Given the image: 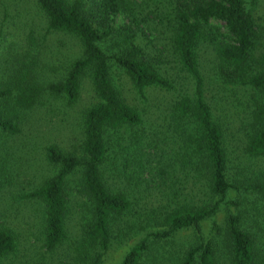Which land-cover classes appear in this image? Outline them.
I'll return each mask as SVG.
<instances>
[{"label": "trees", "instance_id": "16d2710c", "mask_svg": "<svg viewBox=\"0 0 264 264\" xmlns=\"http://www.w3.org/2000/svg\"><path fill=\"white\" fill-rule=\"evenodd\" d=\"M158 1L172 4L150 13L167 22L171 72L139 41L147 24L142 1L0 4V37L10 16L20 28V14L30 13L45 34L78 47L48 81L37 73L41 45L23 25L27 49L0 86V140L18 136L44 98L76 105L85 78L93 99L80 113L75 147L44 146L49 174L22 195L38 212L41 248L52 256L67 242L74 197L80 240L68 264H101L113 243L133 238L119 264H264V17L257 26L251 0ZM203 43L214 48L208 74L198 59ZM117 76L143 105L148 91L164 99L155 98L154 111L135 106L115 86ZM223 113L237 121L234 133ZM17 248L16 232L0 223V262ZM40 260L43 254L21 264Z\"/></svg>", "mask_w": 264, "mask_h": 264}, {"label": "rangeland", "instance_id": "374dc122", "mask_svg": "<svg viewBox=\"0 0 264 264\" xmlns=\"http://www.w3.org/2000/svg\"><path fill=\"white\" fill-rule=\"evenodd\" d=\"M5 0H0V4ZM8 1V0H7ZM143 2V18L147 24L144 26L145 35L140 38V43L145 47L146 52L155 56H160L167 70L172 71V64H168L171 55L168 49V32L166 21L159 23L157 15L159 11H169L172 4L163 3L158 0H137ZM252 1V18L255 24L263 25L264 17V0ZM29 11V10H26ZM153 13V15H150ZM20 28L16 19L12 21L10 16L4 23L3 34L0 37V86L6 81L11 72V62L15 56H20L27 49V34L30 27L23 29V25L29 24L33 29V35L38 43L39 48L37 61V73L43 79L55 81L61 74V67L78 55L76 41L58 33L45 34V26L41 17L36 15L31 19L30 13L27 15L20 14ZM213 25L222 26L220 23L213 22ZM147 27L149 30H147ZM220 33H224L223 28ZM42 37H45L44 40ZM43 41V42H42ZM11 44L13 45L12 47ZM198 59L205 74L210 73V64H213L214 48L208 43H203ZM264 44V41H263ZM155 47V48H153ZM264 52V48H260ZM30 51H28L29 53ZM258 54V50L255 52ZM35 57V54H34ZM36 60V58H35ZM115 86L122 91L127 99L136 98V95L130 90L129 85L122 76L115 78ZM148 103L143 105L137 97L133 101L135 106L142 107L146 111L152 110V105L157 101L164 99V93L159 91H148L146 93ZM166 96V95H165ZM46 100H51L49 104L44 105ZM93 102L92 94L88 80L85 78L81 83L79 99L76 105L65 108L62 103L49 98H44L42 106L33 111L26 118L21 133L13 138L0 140V223L13 229L17 234L18 248L15 255L4 259L0 264H21L37 260L44 255V264H68L67 255L71 248L80 240V216L73 208L75 206L74 197L70 199V214L65 221L67 233V242L59 248L52 256L45 254L41 248L40 235L38 231V212L33 204L23 200L22 195L27 193L37 184V179L47 176L49 169L44 166L42 160V148L49 143H54L63 149L70 150L75 147L78 137V124L80 122V113L82 109ZM224 120L229 122L228 130L230 133L235 132L237 121L232 122L230 117L225 116ZM235 143L240 136L235 133ZM237 155V154H235ZM164 190V189H162ZM165 192V191H164ZM168 193V190H166ZM154 197H157L153 191ZM220 221V215L216 217ZM207 225L204 226V230ZM137 238L128 240L121 245L112 244L109 251L105 254L101 264H119L126 250L136 241Z\"/></svg>", "mask_w": 264, "mask_h": 264}]
</instances>
